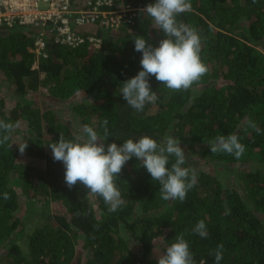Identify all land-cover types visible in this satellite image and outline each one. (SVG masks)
Returning <instances> with one entry per match:
<instances>
[{"label": "trees", "instance_id": "obj_1", "mask_svg": "<svg viewBox=\"0 0 264 264\" xmlns=\"http://www.w3.org/2000/svg\"><path fill=\"white\" fill-rule=\"evenodd\" d=\"M119 1L136 9L133 23L78 26L85 40L76 45L55 42L46 32L42 54L35 51L38 28L0 25V119L14 125L0 146V264H157L182 233L195 264H216L221 244L220 264H264V0H190L191 11L177 20L199 33L209 71L179 92L149 77L158 100L140 112L119 94L121 83L141 70L133 39L158 46L164 36L141 11L155 0ZM71 2L86 6V0ZM38 92L48 97L42 107L34 104ZM55 101L67 103L69 115L101 137L107 120L106 145L147 135L158 143L173 136L184 151L188 143L199 146L204 162L185 151L184 165L197 174V184L183 202L164 201L158 182L132 157L116 178L124 204L109 212L103 198L79 182L70 189L63 163L53 160L47 143L60 134L78 136ZM249 119L260 133L247 128ZM229 134L245 145L239 159L213 154L206 144ZM24 142L21 155L17 144ZM34 215L43 219L29 231ZM200 220L207 238L191 232Z\"/></svg>", "mask_w": 264, "mask_h": 264}, {"label": "clouds", "instance_id": "obj_2", "mask_svg": "<svg viewBox=\"0 0 264 264\" xmlns=\"http://www.w3.org/2000/svg\"><path fill=\"white\" fill-rule=\"evenodd\" d=\"M141 11L151 19V26L163 33L164 38L160 39L158 46L148 43L142 36L133 39L134 50L142 53L141 70L121 83L119 94L137 112L158 100L149 77L154 76L168 90L179 92L192 89L209 71L200 56L199 33L192 26L177 20L180 14L191 11L190 0H155ZM107 125L108 121L105 120L102 124V137L92 126L84 125L82 136L66 140L60 134L58 142L47 143L53 160L63 163L64 181L70 189L79 182L87 192L102 197L109 212H115L124 204L116 178L126 162L135 157L138 165L143 166L151 179L160 185L162 200L183 202L186 199L188 191L197 184L198 177L192 169L184 167L186 157L180 140L168 136L163 143H158L144 135L135 140L128 138L119 145L115 142L106 145L105 140L111 136ZM13 128L12 123L0 119V146L10 140ZM247 128L261 132L251 119L247 121ZM206 144L213 154L226 153L237 159L245 152V145L236 134L219 135ZM17 145L19 153L23 155L28 143ZM170 158H174V162L168 167ZM3 198L9 199V194L5 192ZM191 232L201 238L209 235L203 220L197 222ZM214 255L216 264H220L223 259L222 244L217 246ZM157 264H195L183 233L176 236L165 253L158 257Z\"/></svg>", "mask_w": 264, "mask_h": 264}, {"label": "built area", "instance_id": "obj_3", "mask_svg": "<svg viewBox=\"0 0 264 264\" xmlns=\"http://www.w3.org/2000/svg\"><path fill=\"white\" fill-rule=\"evenodd\" d=\"M135 15L130 3L119 0H86L82 8H73L71 0H0V25L38 28L34 41L38 54L44 53L46 32L55 42L76 45L85 40L76 33V27L99 23L104 28H119L133 23ZM87 38L101 42L93 36Z\"/></svg>", "mask_w": 264, "mask_h": 264}, {"label": "rangeland", "instance_id": "obj_4", "mask_svg": "<svg viewBox=\"0 0 264 264\" xmlns=\"http://www.w3.org/2000/svg\"><path fill=\"white\" fill-rule=\"evenodd\" d=\"M39 93H40V94H39ZM6 95L9 97V100L11 99V101H13V102H16V99L18 98V97H16V95H13V94L11 93V91H7ZM43 95H44V92H43V93L38 92V95L36 96L35 101H34V104H35L36 106L42 107L43 104L47 101L46 99H45V101H43V98H48V97H42ZM48 100H49V99H48ZM75 101H77V100H75ZM75 101H74V102H75ZM54 104H55V105H53V106H55V108H56L57 111L64 112V113L66 114V115H64L63 119L66 120V121H68V122H70V124H71V125L75 128V130L78 132L77 135L82 136V135H83V133H82L83 125L81 124V122H80L79 120L74 119V118H72V117L69 115V112H68V111H69V108H70V107L67 106V103H65L64 101H63V102H61V101H55ZM66 111H67L68 113H67ZM22 130H25V126H23V129H22ZM185 147H186V148H185V151H186L187 153H189V154H190V153L193 154L195 159L204 162L205 157L202 155V153L199 152V146L188 143V144H186ZM200 164H204V163H200ZM203 166H204L206 169H208V170L213 168L212 165H209V164H207V163H206V165H203ZM90 200H91V197H90ZM91 201H92V200H91ZM93 205L95 206L94 203H93ZM38 218L43 219V217H41V216L39 217V216H37V215H34L33 218H32V220H30L29 222H27V228H28L29 231H30L31 229H33V227L37 224L36 222H37V219H38ZM19 242H20L21 246H22L24 249H26V247H25V245L22 243V241H19Z\"/></svg>", "mask_w": 264, "mask_h": 264}]
</instances>
